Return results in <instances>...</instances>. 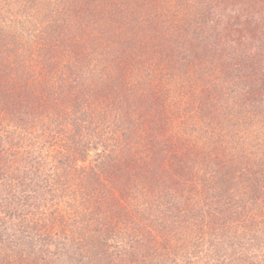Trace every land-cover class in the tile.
<instances>
[{
  "label": "trees",
  "instance_id": "trees-1",
  "mask_svg": "<svg viewBox=\"0 0 264 264\" xmlns=\"http://www.w3.org/2000/svg\"><path fill=\"white\" fill-rule=\"evenodd\" d=\"M0 264H264V0H0Z\"/></svg>",
  "mask_w": 264,
  "mask_h": 264
},
{
  "label": "rangeland",
  "instance_id": "rangeland-1",
  "mask_svg": "<svg viewBox=\"0 0 264 264\" xmlns=\"http://www.w3.org/2000/svg\"><path fill=\"white\" fill-rule=\"evenodd\" d=\"M22 76H25V73L23 74H18L16 75L14 72L11 74V77H10V85H15L14 87H12V91H16L17 89V86H18V89L19 88H22L23 85L26 83V78H21Z\"/></svg>",
  "mask_w": 264,
  "mask_h": 264
}]
</instances>
